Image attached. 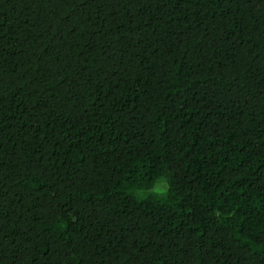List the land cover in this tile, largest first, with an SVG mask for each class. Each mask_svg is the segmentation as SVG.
<instances>
[{
  "label": "trees",
  "instance_id": "obj_1",
  "mask_svg": "<svg viewBox=\"0 0 264 264\" xmlns=\"http://www.w3.org/2000/svg\"><path fill=\"white\" fill-rule=\"evenodd\" d=\"M0 264H264V0H0Z\"/></svg>",
  "mask_w": 264,
  "mask_h": 264
},
{
  "label": "rangeland",
  "instance_id": "obj_2",
  "mask_svg": "<svg viewBox=\"0 0 264 264\" xmlns=\"http://www.w3.org/2000/svg\"><path fill=\"white\" fill-rule=\"evenodd\" d=\"M157 185H164V187H165V189H166V185H165V183H164L163 181H159V182L157 183ZM157 185H156V186H157ZM151 192H154L153 189L151 190Z\"/></svg>",
  "mask_w": 264,
  "mask_h": 264
},
{
  "label": "clouds",
  "instance_id": "obj_3",
  "mask_svg": "<svg viewBox=\"0 0 264 264\" xmlns=\"http://www.w3.org/2000/svg\"><path fill=\"white\" fill-rule=\"evenodd\" d=\"M157 195H161L160 193H157Z\"/></svg>",
  "mask_w": 264,
  "mask_h": 264
}]
</instances>
